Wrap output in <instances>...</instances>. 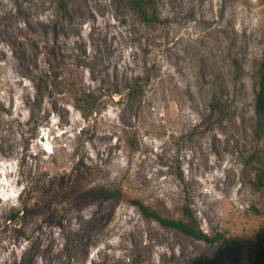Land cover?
Here are the masks:
<instances>
[{
  "label": "rangeland",
  "instance_id": "1",
  "mask_svg": "<svg viewBox=\"0 0 264 264\" xmlns=\"http://www.w3.org/2000/svg\"><path fill=\"white\" fill-rule=\"evenodd\" d=\"M62 1L60 12L59 0H0V264H204L216 255L218 243L163 228L133 199L176 219L189 204L209 236L237 239L217 264H257L260 244L264 264V190L250 188L243 171L253 153L264 168V133L254 134L264 0H156L154 25L125 0ZM25 21L35 37L57 24L61 48L81 65L59 69L61 82L50 79L56 86L43 99L28 81L29 40L18 38ZM142 69L152 78L141 106L107 99L101 115L80 117L71 86L80 96L95 79L122 85ZM213 100L228 107L222 122L207 111ZM81 160L100 169L79 174ZM62 177L69 188H59ZM95 188H119L125 198L73 199ZM51 200L58 225L44 221ZM36 204L32 218L5 222Z\"/></svg>",
  "mask_w": 264,
  "mask_h": 264
},
{
  "label": "trees",
  "instance_id": "2",
  "mask_svg": "<svg viewBox=\"0 0 264 264\" xmlns=\"http://www.w3.org/2000/svg\"><path fill=\"white\" fill-rule=\"evenodd\" d=\"M125 2L131 12L142 24L154 25L161 22V19L157 13L156 0H125ZM65 6L66 5L63 3V1L59 0L58 8L60 12L65 11ZM55 16L56 15H53V17ZM57 26L58 25L56 24L53 29L52 35L49 34L48 28H46L43 31L45 35H42V37H35L36 35L33 34L34 26L32 25V23H27L25 21L23 23V27L21 28L23 35H20V37L18 36V38H20L21 40L22 38L25 40H29V43L25 42L29 45H27V51H25L24 54L30 63L32 61L31 66L35 70V73L32 74L34 79L29 78L28 80L31 84V88L35 98L43 99L48 96L46 95V93H53L54 86L56 85H53L50 79H53L56 83L61 82L58 81V78L61 77L57 72L59 71V69L70 68L71 71L77 72L76 66H81L79 61L77 62V64L72 63V55H68L61 48ZM29 34H31V37L27 38ZM25 43H21L23 49ZM7 46H10V44L8 43ZM79 50L80 47L78 46L76 48L77 52L75 54V57L82 58L83 55L82 53L80 54ZM41 51L45 52L46 60L49 65L46 70H42L39 67L40 59L37 52L41 53ZM11 53L13 56H15V59L18 60V52L14 47H12ZM92 77L95 78L94 73H92ZM151 78V74L147 70L144 71L142 69L136 75L129 76L126 80V83L122 85L119 83H115L109 86L105 83L104 80L97 81L95 79L94 82V79H91L94 84L91 83L90 86H87V88L84 90V92H82L80 96H78V88H75V85L71 86L72 83H69V85L71 86V88H74L75 91L73 93L76 95L74 99L77 103L76 110L85 122H90L91 117H97L98 115L102 114V110L105 111L107 99H111L112 101L117 103H124V105L125 102H127L138 104V106H141L143 104L144 98L146 97ZM65 80L66 82H68V78L65 77ZM257 80L258 89L255 93L254 101V134L257 140H261L262 134L264 133V56L257 69ZM116 97H118V99H116ZM53 110H56V107H54ZM207 111L211 115L215 114L220 122L226 119L228 115V107L223 105L218 100H213ZM205 121V117L200 118V122L198 123V125H195L194 128L201 126ZM81 131H83V128L81 129ZM33 138L34 137H32V139ZM257 162V154H251L244 162L243 171L244 174H247L248 176L250 188L259 191L262 189L264 190V168L262 166H257ZM98 168L100 169V166L88 167L84 160L76 163V172L81 174L87 171L85 176L93 175L94 171H96ZM249 172L250 175H248ZM180 178H182L181 175ZM61 180V184L58 182L59 188H69L70 183L68 185V183L65 181L64 187V177H62ZM73 197V199L79 204H91L96 202L118 201L122 198H125V194L119 188H95L80 190L78 189L76 193H74ZM46 204L49 205L47 206L48 212L46 213L44 221L48 222L51 225H58L60 222L58 220V212L57 210H55L52 200L48 201ZM132 204L139 210L144 218L158 222L163 228L174 229L199 241H204L207 243H218L219 249L217 250L216 255L213 258L206 259L204 264H217L219 257L227 248H233L238 244L237 239L226 238L222 234L212 237L205 233L200 228L197 217L193 213L189 204L183 205L181 213L182 217L178 219L163 215L156 207L148 206L140 199H133ZM37 211L38 204L32 206H24L17 211H11V213H9L5 217V222L7 224H12L18 221V219H30L35 216V214H37ZM261 232L262 229L260 230V233ZM257 252L258 264V259L262 256L263 252L262 244L258 245Z\"/></svg>",
  "mask_w": 264,
  "mask_h": 264
},
{
  "label": "water",
  "instance_id": "3",
  "mask_svg": "<svg viewBox=\"0 0 264 264\" xmlns=\"http://www.w3.org/2000/svg\"><path fill=\"white\" fill-rule=\"evenodd\" d=\"M40 139H41V141H43L44 140V137H41Z\"/></svg>",
  "mask_w": 264,
  "mask_h": 264
}]
</instances>
